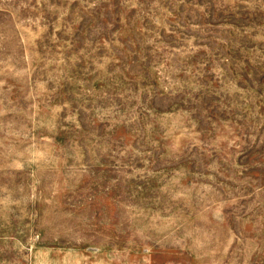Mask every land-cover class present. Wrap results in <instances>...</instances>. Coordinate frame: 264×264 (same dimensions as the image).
I'll list each match as a JSON object with an SVG mask.
<instances>
[{"label":"rangeland","instance_id":"obj_1","mask_svg":"<svg viewBox=\"0 0 264 264\" xmlns=\"http://www.w3.org/2000/svg\"><path fill=\"white\" fill-rule=\"evenodd\" d=\"M0 264H264V0H0Z\"/></svg>","mask_w":264,"mask_h":264}]
</instances>
